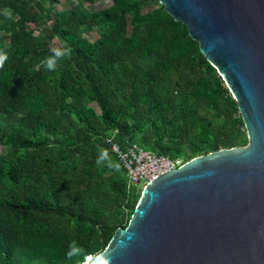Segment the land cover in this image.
Returning a JSON list of instances; mask_svg holds the SVG:
<instances>
[{"label":"trees","instance_id":"obj_1","mask_svg":"<svg viewBox=\"0 0 264 264\" xmlns=\"http://www.w3.org/2000/svg\"><path fill=\"white\" fill-rule=\"evenodd\" d=\"M46 1L0 0V264H83L127 225L138 191L105 138L169 159L248 142L222 78L162 5L150 18L148 0L62 11L42 31L73 52L48 71L53 50L31 28L52 14ZM83 26L98 30L91 43ZM73 240L85 251L68 259Z\"/></svg>","mask_w":264,"mask_h":264},{"label":"water","instance_id":"obj_2","mask_svg":"<svg viewBox=\"0 0 264 264\" xmlns=\"http://www.w3.org/2000/svg\"><path fill=\"white\" fill-rule=\"evenodd\" d=\"M156 5L198 42L236 101L248 142L151 180L105 249L112 264H264V0Z\"/></svg>","mask_w":264,"mask_h":264},{"label":"rangeland","instance_id":"obj_3","mask_svg":"<svg viewBox=\"0 0 264 264\" xmlns=\"http://www.w3.org/2000/svg\"><path fill=\"white\" fill-rule=\"evenodd\" d=\"M38 1H40V0H33V2H38ZM138 1L139 0H133L134 4H137ZM111 4H112V0H47L44 3V7L45 8L50 7L52 14H50L49 16H45L44 24L41 27H39L37 30H36V28H34L33 25H31V28L34 29L36 34L40 35V37L42 39H44V41L46 42V44L48 45V47L50 49L54 50V49H57L59 47H62L64 45L63 41L60 39V37H56V36L54 38H47L45 36L44 32L42 31V28L44 25L48 26L54 21L53 20L54 16L59 18L60 13L64 10L78 11L81 13H89V14H95L96 15V14L102 13L106 8L111 6ZM139 6H140V15L142 18L152 17L154 15L155 7H158L155 3H152L150 0H148L147 4H143V5H139ZM107 20H108V22H114L115 21V19H113V18H108ZM80 31H81L83 37L88 41V43H91L98 36V30L95 27L87 28V26H83ZM90 106L94 107L96 112L99 111L97 106L95 105V103H90ZM245 146L246 145L237 146V147L241 148V147H245ZM237 147H233V148L237 149ZM220 149H229V148H220ZM220 149H218V150H220ZM3 150L4 149L2 147H0V153H2ZM177 153H178L177 159L181 163H185V162H187L193 158L205 155V154H199V155L192 157V156H190V154L188 153V151L186 149L181 150L180 152H177ZM209 153H213V152H209ZM107 155H108V153H107ZM184 157H186V159ZM142 185H143V183L141 185H139L138 188H136V190L138 192L134 193L136 203L138 202V200L141 196L142 189H143ZM83 264H84V262H83Z\"/></svg>","mask_w":264,"mask_h":264},{"label":"built area","instance_id":"obj_4","mask_svg":"<svg viewBox=\"0 0 264 264\" xmlns=\"http://www.w3.org/2000/svg\"><path fill=\"white\" fill-rule=\"evenodd\" d=\"M112 139L113 137L105 138V143L110 146L111 152L123 167L128 188L136 189L142 183L143 188L159 175L183 164L177 158L169 159L144 149L136 142L121 146Z\"/></svg>","mask_w":264,"mask_h":264},{"label":"clouds","instance_id":"obj_5","mask_svg":"<svg viewBox=\"0 0 264 264\" xmlns=\"http://www.w3.org/2000/svg\"><path fill=\"white\" fill-rule=\"evenodd\" d=\"M6 18L11 19L10 12L6 11ZM73 49L67 44H64L61 48L53 50V55L45 58L42 63L46 66L48 71H55L57 62L65 57H70L72 55ZM9 57L7 52L0 50V70L5 66ZM107 157V153L104 152L100 159L103 160ZM84 248L78 244L76 240H73L69 245V251L66 253L68 259H72L75 256H80L84 254ZM84 264H112V255L109 253L108 249L101 250L93 255L85 256Z\"/></svg>","mask_w":264,"mask_h":264},{"label":"bare ground","instance_id":"obj_6","mask_svg":"<svg viewBox=\"0 0 264 264\" xmlns=\"http://www.w3.org/2000/svg\"><path fill=\"white\" fill-rule=\"evenodd\" d=\"M127 145V144H126ZM115 156V155H114Z\"/></svg>","mask_w":264,"mask_h":264}]
</instances>
